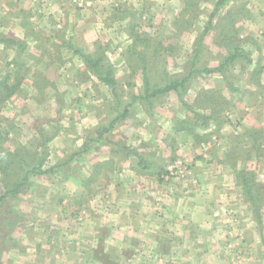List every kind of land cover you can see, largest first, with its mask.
I'll return each instance as SVG.
<instances>
[{"label": "rangeland", "instance_id": "1", "mask_svg": "<svg viewBox=\"0 0 264 264\" xmlns=\"http://www.w3.org/2000/svg\"><path fill=\"white\" fill-rule=\"evenodd\" d=\"M15 1L0 0V28L6 26L8 37L14 38L12 32L22 30L21 23L26 21L21 17L25 16L39 31L26 28L24 32H33L32 38H17L19 46L4 44L0 50V84L14 83L16 70H24L23 75L29 76L23 78L19 94L0 103V136L2 133L5 147L15 152L18 159H27L25 151L34 152L37 157L43 152L42 169L67 162L65 170L69 176L67 180L56 173L29 177L27 192L20 194L17 201L8 203L22 222L13 233H20V227L26 225V229L40 228L52 236L55 231L58 233V222L80 217V210L86 211L87 205L104 200L96 199V195L112 189L143 190L144 186L151 189L155 183L166 191L175 190L177 186L179 190L182 186L192 189L196 182L192 171L198 169L195 165L198 158L212 159L210 169H206L209 181L202 184L205 192L238 189L235 200L243 204L237 205L241 210L238 220H254L243 196L238 198L240 189L234 186L226 189L227 179L223 184V181L213 182L212 178L228 172L234 176L230 163L235 159L236 169L252 170L264 184V0L228 2L217 13L221 17L231 8L228 22L225 19L215 24L216 15L215 25L200 44L202 48L196 62L200 69L217 67L234 46L245 51L244 58L234 62L227 79L212 73L197 75L190 81L185 98L190 106L200 91L209 89L215 90V102H219V96L228 102V105L221 103V124H210L206 130L211 132L210 139L197 142L186 131L176 129L178 120H190L192 115L174 92L152 99L151 103L137 98L144 93V80H148L150 86L160 87L173 77H183L193 45L199 43L198 37L215 0H24L19 5ZM225 26L234 31V37L221 36ZM42 45L46 52L39 50ZM156 45L163 49L154 51L152 47ZM73 50L103 56L104 64L113 69L115 89L97 81ZM253 70L260 74L251 73ZM227 82L237 90H230ZM1 92L5 93L2 85ZM122 111L127 112L126 117L117 121L109 133L102 134L117 112ZM245 128H256L257 134L260 132L261 148L254 147L251 141L246 145L238 142L235 144L238 154H226L228 149L224 146H228L229 138L224 142L222 133L229 131L235 136ZM99 135L102 139L98 141ZM90 138L94 141L89 142ZM114 141H122L129 151L148 160L149 165L140 166L128 150L123 155L112 153L119 149L113 145ZM85 142L89 144L86 148L83 147ZM243 147L250 160L244 159ZM104 157L120 160L121 165L124 163L122 168L139 165L142 171L146 169L148 174L158 171V175L155 182H145V177L135 172L115 179L119 166L100 165L98 158ZM27 161L17 163L26 167L33 160ZM21 170L14 165L13 178ZM160 170H164L161 175ZM6 180L0 176V195L9 183ZM105 200L110 201V198ZM152 200L154 207L161 204L156 197ZM40 213L42 217L37 215ZM48 221V227L43 226ZM255 224L258 229L252 228L246 264H264V207L261 223ZM239 260L235 257L234 263L238 264Z\"/></svg>", "mask_w": 264, "mask_h": 264}, {"label": "crops", "instance_id": "2", "mask_svg": "<svg viewBox=\"0 0 264 264\" xmlns=\"http://www.w3.org/2000/svg\"><path fill=\"white\" fill-rule=\"evenodd\" d=\"M20 2L24 0H17L15 4L19 5ZM21 20L26 21L21 23L22 30L12 32L16 40L39 31L34 29V24L29 18L22 16ZM26 28L34 31L29 34L24 32ZM0 31V37L9 34L6 26H2ZM4 44L0 42V50L5 47ZM222 134L224 142L229 138V144H226L224 149L235 147V143L230 141L233 135H230L229 131L225 135ZM98 161L100 165L114 163L119 166L115 179L119 175L127 177L128 172H135L139 177H145V182H155L158 175V171L148 174V170L142 171L138 168L139 165L144 168L149 163L122 168L124 163L121 165L120 160L115 158H98ZM127 161L130 162L129 159ZM211 163V158L197 159L195 165L197 164L198 169L192 171L197 183L195 182L192 189L182 186L179 190L177 186L175 190L166 191L155 183L151 189L144 186L143 190L118 188L99 193L96 199L100 197L104 200L100 199L92 205H87L86 211L80 210V217L76 219L68 217L67 220L58 222V233L55 231L52 236L42 232L40 228L35 230L36 227L26 229V225L21 226L20 233H13L17 247L3 253L0 263L236 264L234 260L238 256V264H246L247 246L253 236L252 228L258 229V226L254 220H238L237 215L241 210L237 205L242 204V201L240 199L241 202L238 203V200H235L238 189H228L230 186L238 187L231 172L215 174V178H212L213 182L223 181V184L227 179L229 184L226 192L212 189L208 190L211 195L205 192L202 184L206 180L209 181L206 169H210ZM107 197L110 201L105 200ZM155 197L161 201L158 207L152 205V199ZM239 197H242L241 192ZM37 215L40 216L41 213ZM48 224L49 221L43 226L48 227ZM27 225L30 226V223ZM5 260L8 262H4Z\"/></svg>", "mask_w": 264, "mask_h": 264}, {"label": "trees", "instance_id": "3", "mask_svg": "<svg viewBox=\"0 0 264 264\" xmlns=\"http://www.w3.org/2000/svg\"><path fill=\"white\" fill-rule=\"evenodd\" d=\"M232 0H215V3L213 5V10L208 17V20L203 27V30L198 37L199 43H194L193 45V50L191 52L190 58L187 60L188 61V66L186 69V73L183 75V77H178V78H171L170 80L165 82V85L156 87V86H150L148 83V80H144L143 82V95L138 97L137 99L145 100L147 103H151L150 101L152 99H155L159 96L165 95L169 92H174L179 100L181 105L186 108L192 115V118L187 119V120H178L176 129L178 131H186L189 135L193 136V141L195 142L196 140L201 141L204 140L205 138L210 139V133L211 132H206L208 130L210 124L218 126V124H221L219 117H220V111L221 109V103L224 102L225 105H228V102L224 99V97L219 96V102H215L216 94L215 90L209 89L207 91H200L193 99V106H190L188 102L185 100L186 95L188 94L189 91V85L190 81L197 75L200 74H212V73H218L223 79H227L229 71L232 70L231 67H234L235 61L237 59H243L242 55H244L245 51L243 48L240 46H234L232 48V52L227 55V57L222 60L217 67L215 68H209L207 66H204L202 69L196 67V62L197 59L199 58L200 54V49L202 46L200 45L203 41V39L208 35L210 32L211 28L213 25L217 24L219 25L220 22L223 20H227L228 22V17H230V11L227 10L225 14L221 17H218L217 13L224 8L228 2ZM217 15V20L215 24L213 23V19ZM234 37V31L231 32V28L229 29L226 26L221 29V36L225 37ZM234 34V35H233ZM56 34H54L55 36ZM133 36V34H131ZM32 38V35L24 37V39ZM137 37L134 36V39ZM233 39V38H232ZM0 42H3L9 46H19L21 43L17 40H15L12 36H2L0 37ZM40 44H42V41H39ZM68 48L72 49L71 46ZM154 51H160L163 49L161 45H156L152 47ZM40 51L46 52V49L42 45L39 48ZM73 53L78 55V57L82 60L84 63L86 69L95 76L97 81L100 83L104 84L105 86L111 88L112 90L115 89L116 82L114 78V72L113 69L110 65H105L104 64V58L103 56H96L92 55L90 53H80L77 50H73ZM246 61V60H245ZM235 62V63H234ZM249 65V62H246ZM16 64V63H15ZM24 65V64H22ZM22 68V66H21ZM24 72V70H22ZM21 70H16L17 76L14 79V83L12 84H0L4 86L5 88V93H0V103L2 101L7 100L9 97H11L13 94L20 93L22 91V81L23 78H28L29 76H24L23 72ZM259 73L258 70H253L251 73L257 74ZM260 74V73H259ZM32 76H34L32 74ZM30 76V78H33ZM35 78V77H34ZM33 82V81H31ZM226 86L232 90L235 91L237 89H234L228 82ZM219 106V107H218ZM127 112H117V114L114 116V119L110 124H108L107 128H104V133H109L114 126V124L117 121L122 120L123 118L126 117ZM201 119V122H199ZM176 123V122H175ZM204 131L201 133V131ZM1 132V130H0ZM99 134H101V130H99ZM257 129L256 128H245L242 130V132L238 135L232 136V141L233 143L237 144L238 142L248 143L249 141L253 142V146L258 148H261V141L259 139V134H257ZM263 133V132H262ZM2 137L0 136V176L2 179H7L8 177L10 180H6L9 182L8 184L5 185V191L3 194L0 195V227L2 230H0V257L3 254L5 250L15 248L17 247V243L15 239L12 237L13 231L21 225V218L18 213H16L13 208L11 209L10 206H8L9 201H17L18 196L20 194H23L24 192H27V189L29 188L28 183H29V177L30 176H36V175H45V174H58L60 178L68 179V172L65 170V168L68 166L67 162H58L54 166H51L47 169H42L43 167V161L45 160L44 153H41L40 157H37V155L34 152L30 151H25L27 152V159L22 160L16 158L15 152H11L5 147V137L1 133ZM102 137L101 135L97 136V140H101ZM105 141L106 138L104 137ZM89 142H93V139H88ZM197 142V141H196ZM107 143V142H106ZM113 145L118 146L119 149L116 151L112 150V153H121L122 155L125 153L128 148L127 146L122 142V141H114ZM89 144L85 142L83 144V147H87ZM25 147H23L24 149ZM83 148V152H86V149ZM243 149L245 153V160H250V156L246 153L245 148ZM239 151L236 150L235 147L229 148L227 154H235ZM79 153V152H78ZM77 153V154H78ZM128 153H131L132 155L135 156V158L138 159L139 164L142 165L148 164L149 161L146 160L143 156L140 154H137L136 152H132L128 150ZM238 154V153H237ZM236 158V157H235ZM28 159H32V164L25 165L22 164L20 166L18 161L21 163H26L28 162ZM40 159V160H39ZM238 159V158H236ZM235 159L231 160V167L233 168L234 171V177L236 181V185L240 188L241 194L245 200L246 205L250 208V211L253 214L255 222L258 224L261 223V212L262 208L264 207V184L262 182H259L256 178L255 173L252 170H246V169H241L240 171L235 168ZM16 167H21V173L13 178V166ZM149 165V164H148ZM100 165H97V167ZM164 170L159 171V175L163 174ZM63 180V179H62ZM4 183V181H3ZM2 232H5L4 234ZM1 264V263H0Z\"/></svg>", "mask_w": 264, "mask_h": 264}]
</instances>
